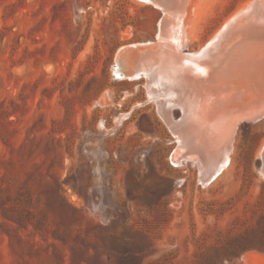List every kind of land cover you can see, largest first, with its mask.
Here are the masks:
<instances>
[{
    "label": "rangeland",
    "instance_id": "374dc122",
    "mask_svg": "<svg viewBox=\"0 0 264 264\" xmlns=\"http://www.w3.org/2000/svg\"><path fill=\"white\" fill-rule=\"evenodd\" d=\"M250 1L201 0L193 48ZM160 18L139 0H0V264H264V116L203 185L143 81L116 76Z\"/></svg>",
    "mask_w": 264,
    "mask_h": 264
},
{
    "label": "bare ground",
    "instance_id": "6f19581e",
    "mask_svg": "<svg viewBox=\"0 0 264 264\" xmlns=\"http://www.w3.org/2000/svg\"><path fill=\"white\" fill-rule=\"evenodd\" d=\"M140 1L161 11L159 29L148 44L120 51L116 76L143 81L177 139L172 159L181 167L192 163L210 184L232 160L241 121L264 116V0L250 1L200 49L193 47L201 0Z\"/></svg>",
    "mask_w": 264,
    "mask_h": 264
}]
</instances>
